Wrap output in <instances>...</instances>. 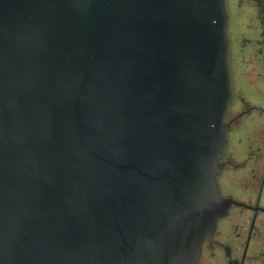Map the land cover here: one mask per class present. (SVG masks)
Wrapping results in <instances>:
<instances>
[{"label":"water","instance_id":"obj_1","mask_svg":"<svg viewBox=\"0 0 264 264\" xmlns=\"http://www.w3.org/2000/svg\"><path fill=\"white\" fill-rule=\"evenodd\" d=\"M224 0H0V264H194L230 98Z\"/></svg>","mask_w":264,"mask_h":264},{"label":"flooded vegetation","instance_id":"obj_2","mask_svg":"<svg viewBox=\"0 0 264 264\" xmlns=\"http://www.w3.org/2000/svg\"><path fill=\"white\" fill-rule=\"evenodd\" d=\"M230 98L215 181L230 200L194 264H264V0H224Z\"/></svg>","mask_w":264,"mask_h":264}]
</instances>
